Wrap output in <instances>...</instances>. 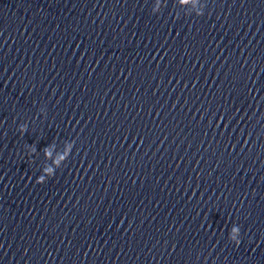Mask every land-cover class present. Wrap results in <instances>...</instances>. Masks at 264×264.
Segmentation results:
<instances>
[{"label": "clouds", "instance_id": "9594fccd", "mask_svg": "<svg viewBox=\"0 0 264 264\" xmlns=\"http://www.w3.org/2000/svg\"><path fill=\"white\" fill-rule=\"evenodd\" d=\"M37 183H42V181H40V182H37ZM234 231H236V230H234Z\"/></svg>", "mask_w": 264, "mask_h": 264}]
</instances>
